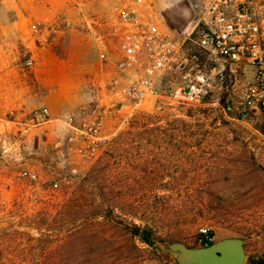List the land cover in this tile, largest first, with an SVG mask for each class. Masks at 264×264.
Returning <instances> with one entry per match:
<instances>
[{"label":"rangeland","instance_id":"rangeland-1","mask_svg":"<svg viewBox=\"0 0 264 264\" xmlns=\"http://www.w3.org/2000/svg\"><path fill=\"white\" fill-rule=\"evenodd\" d=\"M156 1L148 0L145 13L166 35L190 36L184 48L195 49L196 27L213 0ZM116 2L95 13L107 32L121 9ZM250 7L264 46V0ZM105 35L82 68L97 81L100 67L115 69L119 57L118 42ZM105 51L108 62L100 58ZM244 77L228 70L214 106L148 100L124 123L132 107L121 93L127 81H119L114 96V80L103 78L95 108L115 104L120 112L107 121L91 160L69 137L54 148L48 135L30 142V135L2 136L0 264H166L129 234L134 225L165 245L193 248L208 228L214 242L243 239L245 264L264 263V116L248 105L258 92L254 77L246 86Z\"/></svg>","mask_w":264,"mask_h":264},{"label":"built area","instance_id":"built-area-1","mask_svg":"<svg viewBox=\"0 0 264 264\" xmlns=\"http://www.w3.org/2000/svg\"><path fill=\"white\" fill-rule=\"evenodd\" d=\"M118 1L121 9L109 36L118 42L117 71L127 79L122 96L132 105L122 123L148 100L165 98L191 106L215 104L227 80L226 63H245L254 69L258 94L255 100L249 99L248 105L256 106L264 116V46L260 24L251 13V0H213L198 22L197 37L193 40L195 50L188 51V55L184 45L190 36L181 41L163 33L154 17L145 13L150 8L148 0ZM40 28L39 24L35 25L36 33ZM183 54L184 59L179 61ZM100 58L108 62L111 56L105 51ZM209 62L212 67L208 66ZM27 66L32 67L33 61L29 60ZM167 72L173 73L174 80L163 89L158 81ZM119 81L115 79L110 84L115 95ZM119 112L114 104L65 119L66 126L72 131L68 140L80 142L77 153L81 158L91 160L97 156L105 140L106 123ZM49 122L47 108L35 111L29 118V126L33 127ZM200 237V243L214 241L208 228L201 229Z\"/></svg>","mask_w":264,"mask_h":264},{"label":"crops","instance_id":"crops-1","mask_svg":"<svg viewBox=\"0 0 264 264\" xmlns=\"http://www.w3.org/2000/svg\"><path fill=\"white\" fill-rule=\"evenodd\" d=\"M116 4V0H0V140L4 135H30V142L33 135H48L47 143L58 148L72 135L65 119L95 108V86L103 78L115 80L119 75L120 81H127L110 65L100 67L101 81L82 70L94 59L95 46H101L109 33L95 13L106 12ZM38 24L41 28L36 33ZM29 60L32 67L27 66ZM226 68L227 72L245 74L241 80L244 86L255 74L245 63H226ZM173 80V73L167 72L158 85L166 89ZM216 104L217 100L208 105ZM43 108L49 110L50 122L29 126L31 114Z\"/></svg>","mask_w":264,"mask_h":264},{"label":"water","instance_id":"water-1","mask_svg":"<svg viewBox=\"0 0 264 264\" xmlns=\"http://www.w3.org/2000/svg\"><path fill=\"white\" fill-rule=\"evenodd\" d=\"M174 264H245V241L225 238L211 246L192 248L180 242L166 244Z\"/></svg>","mask_w":264,"mask_h":264},{"label":"trees","instance_id":"trees-1","mask_svg":"<svg viewBox=\"0 0 264 264\" xmlns=\"http://www.w3.org/2000/svg\"><path fill=\"white\" fill-rule=\"evenodd\" d=\"M254 112L255 111H251V113ZM126 230L129 232L131 236L139 238L143 243L147 244L152 249H155V252L158 253V258L162 262H165L166 264H173L171 258L169 257L170 253L166 248L165 241L155 238L152 231L147 229H141L136 225L132 227H127ZM211 237H214L212 233H211ZM213 243L215 242L214 241L203 242L199 246L200 247L211 246ZM158 245H161L163 248H160V246L158 247ZM256 264H264V263H256Z\"/></svg>","mask_w":264,"mask_h":264}]
</instances>
